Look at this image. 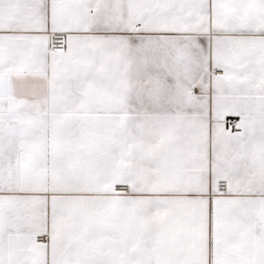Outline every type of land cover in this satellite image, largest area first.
<instances>
[{
  "label": "snow or ice",
  "instance_id": "snow-or-ice-1",
  "mask_svg": "<svg viewBox=\"0 0 264 264\" xmlns=\"http://www.w3.org/2000/svg\"><path fill=\"white\" fill-rule=\"evenodd\" d=\"M0 264H264V0H0Z\"/></svg>",
  "mask_w": 264,
  "mask_h": 264
}]
</instances>
